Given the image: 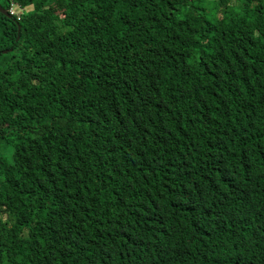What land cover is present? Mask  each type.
<instances>
[{
    "label": "trees",
    "instance_id": "trees-1",
    "mask_svg": "<svg viewBox=\"0 0 264 264\" xmlns=\"http://www.w3.org/2000/svg\"><path fill=\"white\" fill-rule=\"evenodd\" d=\"M0 1V264H264V0Z\"/></svg>",
    "mask_w": 264,
    "mask_h": 264
},
{
    "label": "rangeland",
    "instance_id": "rangeland-1",
    "mask_svg": "<svg viewBox=\"0 0 264 264\" xmlns=\"http://www.w3.org/2000/svg\"><path fill=\"white\" fill-rule=\"evenodd\" d=\"M210 2H212L214 4V7H216L217 4H218L217 0H210ZM232 3L233 4H237L236 1H233ZM207 10H209L210 14H213V12L215 11V10H212V8H209V7H207ZM0 149H1L2 152L7 153L9 155V157L11 158V161H12L13 152H14L12 146H10V145H8L7 143L4 142V143L0 144Z\"/></svg>",
    "mask_w": 264,
    "mask_h": 264
},
{
    "label": "built area",
    "instance_id": "built-area-1",
    "mask_svg": "<svg viewBox=\"0 0 264 264\" xmlns=\"http://www.w3.org/2000/svg\"><path fill=\"white\" fill-rule=\"evenodd\" d=\"M22 12H23V9L20 8L18 4H15V3L12 4L11 10H10L11 15L20 17Z\"/></svg>",
    "mask_w": 264,
    "mask_h": 264
},
{
    "label": "water",
    "instance_id": "water-1",
    "mask_svg": "<svg viewBox=\"0 0 264 264\" xmlns=\"http://www.w3.org/2000/svg\"><path fill=\"white\" fill-rule=\"evenodd\" d=\"M0 11L3 12L4 14H6L7 16H10L9 12L3 8L1 1H0Z\"/></svg>",
    "mask_w": 264,
    "mask_h": 264
},
{
    "label": "clouds",
    "instance_id": "clouds-1",
    "mask_svg": "<svg viewBox=\"0 0 264 264\" xmlns=\"http://www.w3.org/2000/svg\"><path fill=\"white\" fill-rule=\"evenodd\" d=\"M10 13V12H9ZM11 14V13H10Z\"/></svg>",
    "mask_w": 264,
    "mask_h": 264
}]
</instances>
